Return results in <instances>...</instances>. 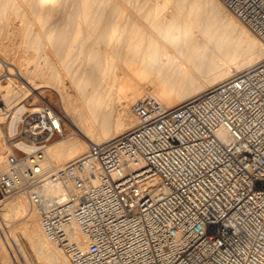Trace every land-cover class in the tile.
I'll return each instance as SVG.
<instances>
[{
	"label": "built area",
	"instance_id": "1",
	"mask_svg": "<svg viewBox=\"0 0 264 264\" xmlns=\"http://www.w3.org/2000/svg\"><path fill=\"white\" fill-rule=\"evenodd\" d=\"M220 1L264 43V0ZM34 108L8 139L0 202L28 195L72 264H264V61L176 107L143 97L133 129L45 174L16 143L42 150L63 129ZM48 178L57 194L32 191Z\"/></svg>",
	"mask_w": 264,
	"mask_h": 264
},
{
	"label": "bare ground",
	"instance_id": "2",
	"mask_svg": "<svg viewBox=\"0 0 264 264\" xmlns=\"http://www.w3.org/2000/svg\"><path fill=\"white\" fill-rule=\"evenodd\" d=\"M230 30L242 44H231ZM263 61L262 40L220 0H0V121L12 113L13 136L35 109L21 102L50 89L64 112L55 109L54 124L72 131L42 150L16 143L37 152L41 174L133 129L130 107L143 97L176 107ZM2 135L0 127V173L8 167ZM32 191L57 194L49 178ZM41 222L23 191L0 202V264H72Z\"/></svg>",
	"mask_w": 264,
	"mask_h": 264
},
{
	"label": "rangeland",
	"instance_id": "3",
	"mask_svg": "<svg viewBox=\"0 0 264 264\" xmlns=\"http://www.w3.org/2000/svg\"><path fill=\"white\" fill-rule=\"evenodd\" d=\"M230 32H231V30L229 32L227 31V33H229V34H226L225 36L229 35L228 37H229V41L231 39V44L233 45V43L235 44L236 42H237L236 44H238V43L242 44V41L240 40V37L238 36V34L234 31V33L232 35V33H230ZM232 40H233V42H232ZM43 90H44L43 92H44V95H45L43 98H40L39 96L33 95L34 94L33 93L32 95H29L28 98L25 99V101H22L21 103L23 104V103L26 102L25 104L28 105V107L30 106L29 108H31V107L34 108V107H37L41 103L46 101V102L50 103L58 111V113L63 114L64 112H63V109H62V107L60 105L61 103H60L59 96L54 91H52L50 89H43ZM28 111H29V109H28ZM9 113L10 112H7V114H6V115H8V117L4 118V120L2 119L3 121L2 120L0 121V127H1V130H2V133H3V135H2L3 144H4V146L6 145L5 146V150L3 152L4 156H6V154L10 153L11 150H12V148H10V143L8 141V139L13 137V136L10 137V135H9L8 126H9L10 117H11V114H12V113H10V115H9ZM61 127L63 129V137L54 139L53 141H51L48 144V146L51 145L52 143L56 142V141L62 140L63 138L67 137L70 133H72L71 129L63 121H61ZM13 151L16 152V150H13ZM9 198H11V196H9V197H7V198H5L3 200L5 201V200H8ZM0 236H2L1 232H0ZM24 247H25V250H26L27 254L31 257L32 255H31V251H30L29 246L28 245L26 246V244H25ZM19 260H20L19 264H24L25 263L23 260H21V259H19ZM31 260L34 261V262L31 261L32 264H36V260L34 258L31 257Z\"/></svg>",
	"mask_w": 264,
	"mask_h": 264
}]
</instances>
